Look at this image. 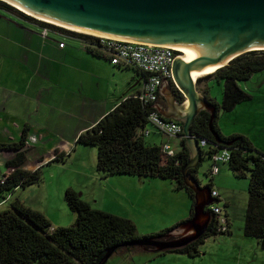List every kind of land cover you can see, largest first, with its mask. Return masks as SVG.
<instances>
[{"label": "crops", "instance_id": "obj_1", "mask_svg": "<svg viewBox=\"0 0 264 264\" xmlns=\"http://www.w3.org/2000/svg\"><path fill=\"white\" fill-rule=\"evenodd\" d=\"M5 12L10 16L4 20L5 23H0V38L5 44L3 48L0 47V143L19 141L24 129L28 128L29 152L24 165L26 169L44 168L50 164L57 152L66 153V159L73 153L75 157L80 151H82L81 155L83 153L86 155L87 153L83 151L84 147H79L80 143H77L80 133L93 126L124 98L137 93L142 87L144 75L133 66L112 63L106 53L91 47L89 41L85 39L57 29L47 28L48 33H45L44 28L39 24ZM61 42L63 46L60 45ZM198 79H196V88L199 94L205 96L204 90L207 87L209 95L210 82L215 79L202 80L200 82L202 85L199 84ZM237 83L240 88L250 94V98L237 103L230 111H220L217 124L224 136L243 135L250 140L255 150L264 155V69ZM218 84L223 89L222 81H218ZM176 91L178 94L175 93ZM187 103L188 99L181 89L176 87L173 80H167L161 85L153 106L164 117L180 121V118L189 111ZM145 129L148 133L144 135V138L153 134V139L149 142L151 144L162 146L164 143H169L175 153L186 147L185 138L163 134L151 123H148ZM4 151L8 153L0 149V177L7 171L5 160L8 156ZM91 152L94 156L93 148ZM203 161L209 162L204 175L208 178V183L202 185L199 181L200 185L209 186L211 190L217 191L218 196L212 197V203L222 208L221 215L227 219L228 223L227 231L204 238L199 246V253L195 256L178 252L159 253L160 250H156L155 247H144V249L134 248L131 251L115 252L114 254H121L120 261L131 264L134 260L133 253L143 251L156 252L159 255L177 254L173 259L185 261L186 264H212V261H205L204 258L206 254H213L217 241L253 238L244 234V225L236 228L239 232L232 228L235 219L236 195L242 188L232 175L236 178L238 175L227 163L219 165L216 175L211 174L210 157L203 154L201 164ZM197 172L193 174L197 176ZM230 176L231 179L228 181ZM93 177L101 180L103 190L109 189L112 200L101 197L102 201H99L96 193L93 194L94 196L91 193L93 197L91 203L88 198H85L83 190L80 197L94 209L131 219L137 230L141 225L148 227L158 219L163 223L162 225L170 226L157 232L172 227L165 239H176L183 233H187V236L192 235L199 227L198 225L208 221L206 215L193 220L194 196L192 198L183 188H176L175 180L129 174L103 175L100 172ZM233 180L236 182L234 186L230 184ZM244 180L247 181V179ZM67 188L74 189L73 185ZM19 189L20 187L16 188L6 196L0 195V210L11 205L3 207ZM182 190L192 200L190 214L187 215L183 214L182 209L180 212L178 206L174 205V200L179 198L183 204L185 203L186 209L189 207V199L179 195ZM248 197L247 181L245 203L248 202ZM15 200L22 202L20 198ZM105 205L114 208L107 209ZM210 205L211 203L206 206L209 212ZM65 208L58 205L51 214L44 211L47 216L43 214L53 226H60L58 224H61L64 219L74 222L75 214ZM57 209L62 212V218L57 219L54 216L57 215ZM253 239L254 243H250L252 249L255 254L261 255L264 249L257 239ZM207 242L212 244L210 245L212 248L204 247L201 250V245H206ZM242 242L239 244L236 242L239 248L242 247ZM182 256L188 257L185 259Z\"/></svg>", "mask_w": 264, "mask_h": 264}, {"label": "trees", "instance_id": "obj_2", "mask_svg": "<svg viewBox=\"0 0 264 264\" xmlns=\"http://www.w3.org/2000/svg\"><path fill=\"white\" fill-rule=\"evenodd\" d=\"M0 10L35 22L43 28L57 29L91 43L98 40L93 35L36 19L3 0H0ZM263 69L264 49H254L241 53L226 65L198 77L199 83L212 78L222 81L223 97L221 103L216 102L208 95L206 87L205 97L216 110L212 128L209 125L211 112L206 109L195 116L190 128L195 136L206 140L207 147L202 152L209 157L216 149L214 134L228 142L227 148L231 155L228 166L238 176H248L249 197L243 232L246 236L257 239L264 249V155L255 150L250 140L243 135L224 136L217 124L220 111H230L237 103L250 98V94L240 88L237 82L246 80L251 74ZM137 70L145 75L142 70ZM151 109L149 104H143L132 94L104 114L93 126L80 133L77 143L96 146L97 169L103 175L129 174L175 180L176 188L185 189L193 198V190L185 185L181 172L182 165L190 158L188 148L184 147L173 156H166L160 145L146 143L144 134L141 133L149 123L148 113ZM27 136L28 128H25L19 141L0 143V149L8 152L4 151L8 157L5 160L7 171L0 179L1 196L42 178L40 167L24 168L29 152ZM215 144L222 146L221 143ZM66 156V153L57 152L53 160H64ZM190 171L193 172L192 169ZM65 199L75 214L74 222L68 226H53L43 213L26 206L20 200H15L8 208L0 210V264H100L112 247H115L113 254L131 251L137 245L134 242L165 239L172 230L169 227L156 233L140 235L131 219L92 208L72 188L65 190ZM218 227V220L212 213L210 222L200 237L186 245L158 252L195 256L199 253V246L204 238L227 231Z\"/></svg>", "mask_w": 264, "mask_h": 264}, {"label": "water", "instance_id": "obj_3", "mask_svg": "<svg viewBox=\"0 0 264 264\" xmlns=\"http://www.w3.org/2000/svg\"><path fill=\"white\" fill-rule=\"evenodd\" d=\"M5 1V0H3ZM8 1V2H7ZM37 17L72 29L135 43L168 46L199 54L190 61L181 56L172 64L173 81L188 99L189 111L180 118L190 158L181 172L186 186L194 192L193 220L206 215L208 221L192 235L168 240H140L156 250L180 247L200 237L206 230L213 202L211 188L202 187L190 169L203 159L201 137L191 131V123L203 109L215 116V106L196 88L191 71L213 64L226 65L241 53L264 49V0H6ZM12 3V4H11ZM17 6V7H16ZM17 8V9H19ZM19 9L20 11H22ZM24 12V11H22ZM25 13V12H24ZM32 16V15H31ZM39 19V18H38ZM41 19V20H42ZM199 102L201 104L199 105ZM217 149L227 147L216 134ZM224 145V146H223ZM198 171V170H197ZM206 197L208 199L206 200ZM115 247L103 259L106 262ZM100 263V264H103Z\"/></svg>", "mask_w": 264, "mask_h": 264}, {"label": "rangeland", "instance_id": "obj_4", "mask_svg": "<svg viewBox=\"0 0 264 264\" xmlns=\"http://www.w3.org/2000/svg\"><path fill=\"white\" fill-rule=\"evenodd\" d=\"M8 16L10 15H8L5 11L0 10V23H5L4 20H7V18H9ZM35 18L38 19L37 17ZM66 29H69V28H66ZM70 30L76 31L73 29H70ZM43 31L45 33L47 32L45 29H43ZM77 32L84 33L81 31H77ZM85 34H89V33H85ZM2 41L3 40H1L0 38L1 48L5 46V44L2 43ZM183 54L184 53L182 52L180 55H183ZM199 84L202 85V83H199ZM209 86H210L209 96L214 98L216 102L221 103L222 97H223V89L218 84V81L216 79L211 81ZM152 139H153V134L151 136L145 137L146 143H149L150 141H152ZM166 139L168 140L167 137ZM79 145H80L79 147H84L83 151L87 153L86 155L84 153L83 155H81L82 151H80L78 154H76L75 157H73V154H74L73 153L72 156L71 157L69 156L67 159L65 158L64 160H61V159L52 160L50 164L44 166V168L41 169L42 178L40 181L20 187V189L17 190L16 193L13 195V198L9 200L10 203L7 200L8 204H6L3 207L5 208L9 206L12 203L11 202L12 200L15 201V199L20 198L24 204L36 210H39L42 213L46 212V213L51 214L52 211L56 209L58 205H62L66 207L65 209H67L69 212L74 214V212L70 209L65 199V190L68 186H72V185H73L74 190L79 194V196L83 190L85 198H88V200L91 203L93 202L92 195L94 193H96L97 195L96 197H98L99 201H102L101 197H104V198L106 197L109 199V201H111L112 197L110 196L109 189L103 190L101 180H96L93 177L96 173L97 174L99 173L97 169V164H96V161H97L96 146L86 145V144H79ZM92 148L95 150L94 156L91 152ZM208 164H209L208 161L207 162L203 161V164L199 166V169L197 172V178L199 179L202 185H206L208 183V178L204 176L206 169H208V166H209ZM82 172H85V174H82ZM232 177H234V179L242 187L241 189H239L238 191L239 193H237L236 195V202H235L236 203V208L234 210L235 219L233 221L232 228L233 230L236 231L237 230L236 228L241 225L243 226L245 222V213H246V208L248 204V202L245 203V200H246L245 199V186L247 184L248 177L247 176L246 177L237 176L236 178L233 175ZM229 179H231V176L228 177V181ZM244 179H247V181H245ZM235 183L236 182H234L233 180V182L230 184H233L232 186H234ZM179 193H180L179 195H182L186 197L187 199H189L190 205L186 209L185 203L183 204L179 198L174 200V205L178 206L180 212L182 209L183 214H186V215L190 214V209L192 207V200L189 198L188 194L184 190H182V192H179ZM105 206L107 209H111V210H113L114 208V207H110L109 205H105ZM46 213L44 214L46 215ZM61 213L62 212H60L57 209V215H54V216L57 219L62 218L63 216L61 215ZM72 222L73 221H66V219H64L62 223L58 225L68 226ZM162 224L163 223L160 220L156 219V221L148 225V227H144V225H141L138 229V233L140 235L151 234L153 232H157L158 230L164 227L170 226V225H162ZM155 228H159V229H155ZM237 232L239 231L237 230ZM186 235L187 233H183L181 236H179V238H182ZM236 242H238V244L242 242L241 243L242 247L239 248ZM251 242L254 243L253 238H245V240H237V238H232L230 240H225V239L219 240L214 245L213 254H206L204 259L205 261H212L213 262L212 264H264V251L261 252L262 253L261 255H259V253L255 254V251L252 249V246L250 244ZM210 245L212 244L210 242H207L206 245H201L200 249L203 250L204 247L212 248ZM144 247L154 248V246L152 245H148V246L136 245L134 248L144 249ZM209 251L211 252V249ZM157 254L158 253L156 252L151 253V252L135 251L133 253L134 260L131 262V264H176V263L186 264L185 261H182V260L175 261L173 259V257H175L177 254H164V255H161V254L157 255ZM120 257H121L120 253L113 254L112 256L109 257L107 262H105L104 264H125L122 261H120ZM182 257L187 259L186 257L188 256H182Z\"/></svg>", "mask_w": 264, "mask_h": 264}, {"label": "built area", "instance_id": "obj_5", "mask_svg": "<svg viewBox=\"0 0 264 264\" xmlns=\"http://www.w3.org/2000/svg\"><path fill=\"white\" fill-rule=\"evenodd\" d=\"M93 36L97 37L98 40L93 43L89 42L90 46L106 53L112 63L133 66L145 72L141 89L133 95L137 96L143 104H149L152 107L148 113L149 123L153 124L163 134L172 137L178 136L184 139L183 123L164 117L153 106L158 98L159 89L163 82L173 80L172 64L176 57L181 56L182 52L175 47L135 43L97 35ZM60 45L63 46V43L61 42ZM141 133L146 135L148 130L143 128ZM199 145L206 148V140L201 138ZM161 148L166 156L176 154L169 143H164ZM230 157V150L227 147L216 148L210 154V173H217L219 165L227 163ZM0 179H2V176ZM211 196L217 197V191L212 189ZM221 209L217 204L211 203L210 205L211 214L213 213L218 220V228L225 231L228 229V223L227 219L221 215Z\"/></svg>", "mask_w": 264, "mask_h": 264}, {"label": "bare ground", "instance_id": "obj_6", "mask_svg": "<svg viewBox=\"0 0 264 264\" xmlns=\"http://www.w3.org/2000/svg\"><path fill=\"white\" fill-rule=\"evenodd\" d=\"M5 1H6V0H5ZM7 2H8V1H7ZM9 3H10V2H9ZM11 4H12V3H11ZM12 5H13V4H12ZM14 6H15V5H14ZM16 7H17V6H16ZM17 8H19V7H17ZM19 9H21V8H19ZM21 10L24 11L25 13L29 14V15H32V16H34V17H37V16H35V15H33V14H31V13H29V12L23 10V9H21ZM37 18L42 19V18H40V17H37ZM42 20L47 21V22H50V21L45 20V19H42ZM50 23H53V22H50ZM53 24L60 25V24H57V23H53ZM60 26H63V25H60ZM63 27H66V26H63ZM66 28H69V27H66ZM69 29H72V28H69ZM73 30H76V29H73ZM76 31H80V30H76ZM81 32H84V31H81ZM84 33H88V32H84ZM89 34H92V33H89ZM93 35H96V34H93ZM97 36H100V35H97ZM176 49L184 53L183 55H181V58H182L184 61H190V60H192L193 58H195L197 55H199V54H194V53L186 52V51H184V50H182V49H178V48H176ZM219 65H220V63H219ZM219 65H218V64H213V65H210V66H206V67H204V68H202V69L192 70V71H191L192 78H193L194 80H196V79H198V77H200V76H202V75H205V74H207V73H209V72L214 71L215 69L218 68Z\"/></svg>", "mask_w": 264, "mask_h": 264}, {"label": "flooded vegetation", "instance_id": "obj_7", "mask_svg": "<svg viewBox=\"0 0 264 264\" xmlns=\"http://www.w3.org/2000/svg\"><path fill=\"white\" fill-rule=\"evenodd\" d=\"M175 93H177V91H176ZM177 94H178V93H177ZM191 169L193 170L194 173L197 171L196 168H191ZM193 172H192V173H193ZM200 230H201V227L199 226V227H198V231H200ZM165 240H168V239H165Z\"/></svg>", "mask_w": 264, "mask_h": 264}]
</instances>
